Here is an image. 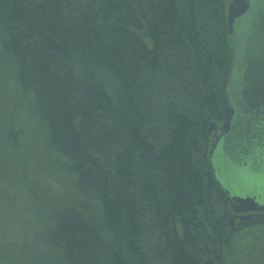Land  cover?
Listing matches in <instances>:
<instances>
[{
	"label": "trees",
	"instance_id": "obj_1",
	"mask_svg": "<svg viewBox=\"0 0 264 264\" xmlns=\"http://www.w3.org/2000/svg\"><path fill=\"white\" fill-rule=\"evenodd\" d=\"M226 9L0 0V164L14 188L0 191V264L235 259L207 130L226 115ZM22 143L19 164L5 150ZM38 164L67 177L70 192L31 188ZM18 212L28 226L8 233L3 216ZM239 224L233 263L264 264V212Z\"/></svg>",
	"mask_w": 264,
	"mask_h": 264
},
{
	"label": "water",
	"instance_id": "obj_2",
	"mask_svg": "<svg viewBox=\"0 0 264 264\" xmlns=\"http://www.w3.org/2000/svg\"><path fill=\"white\" fill-rule=\"evenodd\" d=\"M228 58L224 88L226 115L220 127L209 124V159L215 178L228 199L230 213L238 220L251 217V212L264 211L257 199L260 195L250 191L245 195H232L218 180L223 172L217 162L219 151L235 169L253 168L264 171V13H255L251 0H230L226 9ZM238 174V172L236 173ZM231 230L235 227L229 217Z\"/></svg>",
	"mask_w": 264,
	"mask_h": 264
},
{
	"label": "rangeland",
	"instance_id": "obj_3",
	"mask_svg": "<svg viewBox=\"0 0 264 264\" xmlns=\"http://www.w3.org/2000/svg\"><path fill=\"white\" fill-rule=\"evenodd\" d=\"M229 1L230 0H226L227 3ZM251 3H252L253 11L255 13H262V12L264 13V0H251ZM216 124L220 127L222 121L217 122ZM22 146L20 147V150H18L17 152L14 150L12 151L8 148L5 150V152H7L9 156H15L16 161L19 162V164L22 163L25 156V147H24L25 144L22 143ZM225 156L226 154L224 153V151L222 152L219 151L217 156V162L222 169L225 168L227 169V171H231V173L228 172L224 175V173L222 172L221 175L218 177L220 183L226 189H228L232 195H245V194H249L250 191H256L260 195L257 201L260 204L264 205V171L257 172L253 168H244L243 171H239L235 169L228 160H226ZM3 157H5L4 154H1L0 158L4 159ZM39 161L41 160L39 159ZM1 167H3L2 163L0 164V176L3 177V180L0 178V190H3L8 194H13V189H14L13 186L6 182V177L8 174L6 175V172L2 171ZM12 168H13L12 171L14 172L15 170L18 173V175L22 172L21 170L15 169L14 166H12ZM50 171H48V168L42 170L38 164L34 171L28 173L32 181L31 184H29L30 187L40 188L39 190H41V192H43L44 195H46V197H50V196L52 197L55 195L59 196V194L63 190H65L64 191L65 193L70 192L69 191L70 189L67 186L65 187V189H62L60 183L55 180V173H52ZM237 172L238 174H236ZM26 185L28 186V184ZM19 199H25V198L19 197ZM14 212H15L14 210H11L9 213L14 214ZM229 217H233L234 221L236 220L235 222L237 223V224L235 223V227L233 228V230H231L233 239H231L232 247L230 248L231 254H233L235 259H237L238 252L236 249L237 247H240L242 244L243 241V239H241L242 232L239 231L235 232L238 229L237 227L240 226L239 221L237 219V215L232 213L231 215L227 216V218ZM25 219H26L25 215L20 214V212L17 213L15 218L7 214L3 216V220L5 221V223L12 226V227L11 226L8 227V233L9 232L11 233L14 228H16L19 231H22L23 229L25 230L28 225V222L24 223ZM228 229L230 230V227H228ZM10 237L11 236L8 237V240L10 243H12V241L14 240L13 238ZM36 247H38L39 250L41 251L42 246L39 242H37ZM235 259H231L229 257V260L226 264H234L233 262H235Z\"/></svg>",
	"mask_w": 264,
	"mask_h": 264
},
{
	"label": "bare ground",
	"instance_id": "obj_4",
	"mask_svg": "<svg viewBox=\"0 0 264 264\" xmlns=\"http://www.w3.org/2000/svg\"><path fill=\"white\" fill-rule=\"evenodd\" d=\"M209 126L210 125H208V127H207V130L209 131ZM33 130H35V129H33ZM209 133H210V131H209ZM54 173H55V180L57 181V182H59L61 185H63V186H67L68 188H70V183H69V180L67 179V177H65L63 174H61V172H59V171H54ZM1 191V190H0ZM2 192H5V191H3L2 190ZM5 194L7 195V196H12L13 194H8V193H6L5 192ZM229 213H230V207H229V212H228V215L227 216H229ZM239 221V220H238ZM243 221V220H242ZM242 221H239V223H241ZM226 222H227V226L229 227V225H228V219H227V217H226ZM236 223V222H235ZM28 226V225H27ZM227 227V228H228ZM230 231V234H231V229L229 230Z\"/></svg>",
	"mask_w": 264,
	"mask_h": 264
},
{
	"label": "flooded vegetation",
	"instance_id": "obj_5",
	"mask_svg": "<svg viewBox=\"0 0 264 264\" xmlns=\"http://www.w3.org/2000/svg\"><path fill=\"white\" fill-rule=\"evenodd\" d=\"M217 126H218V125H217ZM218 127H219V126H218ZM213 135H214V133L212 132V133H211V136H213ZM258 213H262V211H261V212H258ZM235 221H236V220H235ZM236 224H237V223H236Z\"/></svg>",
	"mask_w": 264,
	"mask_h": 264
}]
</instances>
